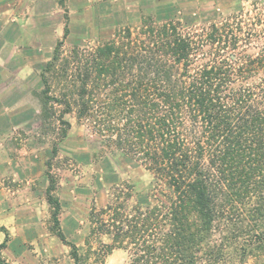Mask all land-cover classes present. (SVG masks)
Returning a JSON list of instances; mask_svg holds the SVG:
<instances>
[{"label":"trees","instance_id":"1","mask_svg":"<svg viewBox=\"0 0 264 264\" xmlns=\"http://www.w3.org/2000/svg\"><path fill=\"white\" fill-rule=\"evenodd\" d=\"M134 30L73 51L61 69L59 41L46 64L64 82V112L75 106L111 155L151 176L145 192L120 183L91 210L82 250L66 241L49 190L58 235L75 264H98L114 248L129 251L125 264H264V43L257 53L223 57L242 42V26L214 22L195 37L148 16ZM206 48L209 59L193 69ZM41 77L47 109L59 99L49 95L55 81Z\"/></svg>","mask_w":264,"mask_h":264},{"label":"rangeland","instance_id":"2","mask_svg":"<svg viewBox=\"0 0 264 264\" xmlns=\"http://www.w3.org/2000/svg\"><path fill=\"white\" fill-rule=\"evenodd\" d=\"M148 16L158 24L172 19L195 37L214 22L242 26V42L223 57L257 53L264 43V0H0V264H75L68 242L87 247L91 210L104 207L120 183L148 189L151 176L142 166L111 155L75 106L64 112V82L45 68L59 41L61 69L73 51L93 50L129 26L136 32ZM247 32L253 34L245 41ZM207 51L195 52L193 69L209 59ZM43 73L55 81L49 95L59 99L48 100L47 109ZM49 190L60 201L59 228L68 242L58 235ZM12 215L29 217L15 218L19 229L11 231L4 223ZM91 241L94 249L101 245L95 236ZM128 258V250L114 248L98 264Z\"/></svg>","mask_w":264,"mask_h":264},{"label":"crops","instance_id":"3","mask_svg":"<svg viewBox=\"0 0 264 264\" xmlns=\"http://www.w3.org/2000/svg\"><path fill=\"white\" fill-rule=\"evenodd\" d=\"M9 38V37H8ZM7 44H10L9 42L7 43ZM26 217H29L28 215H12V216H9L7 219H6V221H5V225L11 230V231H17L18 229H19V227H17V226H14L13 224H12V221L14 220V221H16V220H18V219H24V218H26Z\"/></svg>","mask_w":264,"mask_h":264}]
</instances>
